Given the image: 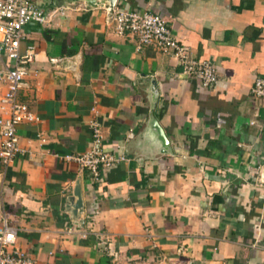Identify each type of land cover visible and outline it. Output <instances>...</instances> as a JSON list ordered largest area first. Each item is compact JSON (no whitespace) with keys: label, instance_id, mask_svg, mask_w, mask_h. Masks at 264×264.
<instances>
[{"label":"crops","instance_id":"1","mask_svg":"<svg viewBox=\"0 0 264 264\" xmlns=\"http://www.w3.org/2000/svg\"><path fill=\"white\" fill-rule=\"evenodd\" d=\"M116 4L160 15L217 81L204 88L156 47L136 50L103 6L80 0L49 25L28 22L20 50L31 43L35 56L17 98L39 120L17 126L26 152L0 165V228L35 264H264V188L252 174L264 111L249 92L264 77V0ZM93 103L102 146L125 157L96 179L62 158L89 148Z\"/></svg>","mask_w":264,"mask_h":264},{"label":"built area","instance_id":"2","mask_svg":"<svg viewBox=\"0 0 264 264\" xmlns=\"http://www.w3.org/2000/svg\"><path fill=\"white\" fill-rule=\"evenodd\" d=\"M69 5L57 4L55 0H0V165L5 169L20 148L17 126L21 123L37 122L39 119L27 105L17 98L22 80L28 72L27 64L35 56V48L26 43L23 50L20 44L25 39L23 27L28 22L49 25L65 15ZM108 21L112 32L117 36L129 34L136 38L135 49L154 46L163 54L173 57L180 72L195 78L204 88L217 81L215 67L209 59H196L189 56L186 47L172 35L166 21L158 14L145 9H131L115 4ZM250 95L259 99L264 111V77H255L250 86ZM92 118L88 121L90 145L82 153L66 154L62 158L74 161L86 174L96 179L100 169H108L125 160L117 149L102 146L100 123L96 119L95 104L90 107ZM40 142L44 139L38 136ZM255 186L264 188V163L256 165L252 172ZM146 231V238L152 234ZM253 245V244H252ZM154 247L155 244L151 243ZM0 264H35V260L15 244V231L5 223L0 228Z\"/></svg>","mask_w":264,"mask_h":264},{"label":"water","instance_id":"3","mask_svg":"<svg viewBox=\"0 0 264 264\" xmlns=\"http://www.w3.org/2000/svg\"><path fill=\"white\" fill-rule=\"evenodd\" d=\"M83 1L86 5L90 7H96V6H103L105 7L107 16L109 17L110 12L113 8V6L116 4V0H81ZM156 133H157V138L160 141L161 144V152H164L168 146V141L163 133L162 128L158 125V123L154 120L151 125ZM73 196L68 198L69 201V208L71 210L72 216H75L77 212H80L81 210V199H80V194L78 187L73 191Z\"/></svg>","mask_w":264,"mask_h":264},{"label":"rangeland","instance_id":"4","mask_svg":"<svg viewBox=\"0 0 264 264\" xmlns=\"http://www.w3.org/2000/svg\"><path fill=\"white\" fill-rule=\"evenodd\" d=\"M59 1V0H58ZM57 1V2H58ZM78 1H80V0H60L58 3H61V4H63V5H69V4H72V3H74V2H78Z\"/></svg>","mask_w":264,"mask_h":264}]
</instances>
